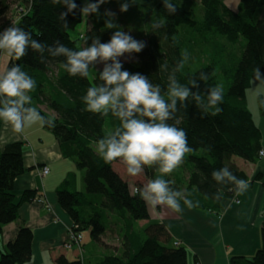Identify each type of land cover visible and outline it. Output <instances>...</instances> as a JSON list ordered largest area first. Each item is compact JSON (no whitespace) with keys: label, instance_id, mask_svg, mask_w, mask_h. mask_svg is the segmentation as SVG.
<instances>
[{"label":"trees","instance_id":"trees-1","mask_svg":"<svg viewBox=\"0 0 264 264\" xmlns=\"http://www.w3.org/2000/svg\"><path fill=\"white\" fill-rule=\"evenodd\" d=\"M144 1L149 7L150 0ZM13 2H18L20 7V11L15 12V25L47 45L59 41L68 48L79 49L96 36L100 37L101 42H107L112 35V31L104 28L102 5L99 10L101 16H88L90 26L79 37H71L70 32L83 20L79 10L83 6L82 0H75L78 8L66 17L67 26L60 17L66 8L61 4L54 5L52 0H0V31L9 26ZM173 2L177 5L175 14L164 10L162 0L152 4L154 11L146 8V13H151L143 15L149 20V28L144 37L136 39L146 46L140 53H132L137 62L121 63L123 70L140 73L153 84H158L162 93L167 90L172 75L178 83L189 87V81L197 79L202 92L218 85L217 69L231 77L224 90L223 102L218 105L222 112L215 116L205 115L189 98L185 102H178L175 119L168 121L186 131L192 151L183 160L188 168L184 187L177 176L173 180L170 175L163 178L170 182L174 190L184 192L193 202V209L218 215L225 201L233 198L236 191L235 185L227 181L217 183L213 180V170L226 166L238 179L246 181L245 173L235 165L233 158L255 162L261 151V132L248 109L246 91L254 78L252 70L259 67L264 73V0H239L236 11L229 8L225 0H200L202 20L194 17L192 0ZM153 24L160 27L154 29ZM205 31L224 37L230 45H236L240 38L244 39V49L234 65L227 66V63L220 62L221 57L231 59L225 52L226 48L220 46L218 52L224 53L219 57L207 48L201 50V56L195 61L200 66L192 70L189 52L195 50L189 38H181V32L205 35ZM185 53L188 59L182 68H178ZM62 60L63 57H48L47 53L42 60L39 53L29 49L19 60L10 58L4 70L19 64L35 79L37 87L30 93L32 106L43 117L52 120L54 125H44L43 128L58 142L62 156L73 160L76 168L84 173V190L77 189L74 172L68 173L56 189L58 204L70 218L72 229L81 234L90 229L91 239L96 243H101L107 234L112 233L117 237L119 245L115 252L104 256L98 264H187L186 249L172 245L165 226L150 222L146 203L138 194H130V186H142L125 181L113 170L114 163L123 162L115 160L105 163L96 154L95 142L109 133L105 129L106 123L110 131L119 123L111 115L103 116L84 110L82 97L90 86L100 82L96 70L92 72V78L73 77L60 66ZM201 73H206L209 78L199 81ZM257 100L264 115V93L258 95ZM1 126L2 121L0 130ZM26 171L22 143L5 145L0 150V230L18 219V209L23 202L36 197L35 191H25L15 201L12 193L14 180ZM142 173L147 180L159 175L155 167H146ZM180 203L184 205L183 200ZM145 220L149 221L147 225L140 227L138 223ZM32 239L31 229L25 225L19 226L15 238L0 253V264L30 262ZM229 263L264 264V226L261 229V247L255 254L250 258L232 256ZM55 264L83 263L81 259L69 260L60 255L55 259Z\"/></svg>","mask_w":264,"mask_h":264},{"label":"clouds","instance_id":"clouds-1","mask_svg":"<svg viewBox=\"0 0 264 264\" xmlns=\"http://www.w3.org/2000/svg\"><path fill=\"white\" fill-rule=\"evenodd\" d=\"M108 2L109 0H84L83 6L79 8L80 14L99 17L101 6ZM52 3L66 8L65 12L60 13V17L67 26L66 17L78 8L75 0H52ZM162 4L169 14L177 11L173 0H162ZM130 6L131 0H124L119 11L127 12ZM102 18L104 28L112 31L110 39L101 42L100 37L96 36L79 49L68 48L59 41L54 45H47L34 39L23 28L10 24L0 31V54L19 60L31 49L39 53L42 60L45 53L51 58L63 57L60 66L73 77H87L90 70L95 69L100 82L90 86L82 97L84 110L103 116L111 115L119 121L109 133L95 142L96 154L105 163L122 161L130 177L140 175L146 167H155L159 175L148 179L142 187L130 186V194H138L150 212L154 213L157 206H166L180 213L183 211L181 200L185 206L192 208L193 202L184 192L174 190L170 187V182L163 178L177 169L183 163L185 155L192 151L186 131L168 121L175 119L178 102H185L189 98L205 115L219 114L222 108L218 105L224 99L223 87L216 85L202 92L197 79L189 81V87L178 83L172 75L169 77L167 90L162 93L161 87L153 84L148 77L123 70L120 58L125 54L140 53L146 46L145 43L134 39L130 32H125L115 22L116 14L111 10L106 9ZM152 27L155 29L160 25L153 24ZM187 59L185 53L178 68H182ZM98 64L103 67L97 69ZM252 71L256 80L264 81V73L259 67ZM208 78L206 73H201L199 81ZM36 87L35 79L19 64L0 71V121L10 125L17 133L36 124L41 127L54 126L52 120L43 117L32 106L30 93ZM211 175L217 183L227 181L235 185L237 195L248 187L246 181L238 179L226 166L213 170Z\"/></svg>","mask_w":264,"mask_h":264},{"label":"crops","instance_id":"crops-1","mask_svg":"<svg viewBox=\"0 0 264 264\" xmlns=\"http://www.w3.org/2000/svg\"><path fill=\"white\" fill-rule=\"evenodd\" d=\"M229 2L230 0H225L224 3L228 6ZM238 4L239 1L237 7ZM15 6H17L15 12L20 11L18 2ZM87 22L90 24L89 18ZM79 34L82 35L75 33V36ZM8 59L7 56L4 68ZM257 126L262 137V152L264 115ZM13 142L22 143L23 164L27 169L14 180L12 193L15 201H18L25 191H35L36 197L23 202L18 209V219L4 225L0 230V253L5 250L7 243L15 238L19 226L25 225L33 233L31 260L26 264H55V259L60 255L66 256L69 260H83V255L80 256L76 249L63 248L72 222L58 204L56 196V189L67 174L74 172L77 177L80 170L76 168L73 160L62 156L58 142L39 124L17 133L10 125L2 122L0 150ZM233 161L245 173L248 187L239 195L235 192L233 198L226 200L218 215L188 208L183 204H181L183 211L180 213L166 206H157L154 213L150 212V221L165 226L170 243L173 245L179 242L180 246L186 249L187 264H230L232 256L250 258L261 247V229L264 226V153L255 162H247L241 158H233ZM45 166L49 168V173L41 176L40 169ZM112 167L121 178L124 177L122 163H114ZM258 175L259 178H256ZM123 179L131 183L127 177ZM148 222L145 220L138 224L144 228ZM118 245L106 242L102 238L97 247L100 249L96 264L104 256L114 253Z\"/></svg>","mask_w":264,"mask_h":264},{"label":"rangeland","instance_id":"rangeland-1","mask_svg":"<svg viewBox=\"0 0 264 264\" xmlns=\"http://www.w3.org/2000/svg\"><path fill=\"white\" fill-rule=\"evenodd\" d=\"M157 0H150L149 7L146 6V1L144 0H131L132 6L129 7L127 12H120V6L121 3L124 2V0H109L108 3L104 4L102 6L103 11L105 12L106 9L111 10L116 14V22L124 29L125 32H130V34L133 36L134 39L142 38L145 36V33L147 32L149 28V20L144 18V14H151V13H146L147 7L150 8L151 11H154V3ZM181 2V0H179ZM239 0H230L228 7L231 9L237 10V3ZM84 4V0H82ZM135 2L136 4H134ZM17 3L13 2V5L11 6V11L9 13L11 21L9 22L10 24H16V20H14L15 17V11L17 9ZM190 5V4H189ZM191 8L193 9V15L196 19L202 20L203 18V13H202V7L200 4V0H192V6ZM264 12V11H263ZM264 15V13H263ZM146 19V20H145ZM88 16H83V20L81 24H79L75 30L70 32V35L72 38H77L80 36H75V33H84L85 28L89 26L88 24ZM199 29H203L201 26H198ZM205 35H200V34H192V35H186V33L181 32V38L184 40H187V38L190 39L189 43L194 47V52L191 53L189 52V55L191 57V62L190 64L192 65V70L197 69L200 65H198L195 61L201 54L199 53L201 50H204V48H207L210 52L213 54H217V57L219 55L223 54L224 52L219 50L220 46H223V48H226L225 52L230 55V58H222L220 62L227 63V66H230L231 64L234 65V62L236 59H238L244 49L245 46V41L243 38H240L238 43L236 45H230L226 39L220 35L213 34L211 32L205 31ZM188 48V47H187ZM191 53V54H190ZM226 54V55H227ZM6 55L0 54V71H4V63L7 60ZM203 59V55L201 57ZM234 58V59H233ZM10 59V58H9ZM8 59V61H9ZM122 63H135L137 62V59L132 55V54H125L123 57L120 58ZM204 60H202V63H204ZM233 60V62H231ZM231 62V63H230ZM232 65V66H233ZM97 69L102 68V65H97ZM95 71V69H91L89 72L88 77L92 78V72ZM216 78L218 80V85H221L223 87V90H225L230 83L231 77L227 76V74L223 73L220 69H217L215 71ZM264 93V84L263 81H258L255 78L251 80V86L250 88L246 91V99H247V106L249 111L254 117L255 124L258 125L260 118H262V111L260 110L259 104H258V95H261ZM34 105V104H33ZM45 110V108H42ZM264 109V107H263ZM50 113V112H49ZM105 129L107 132H110V129L108 127V124L106 123ZM94 149L96 150V146H94ZM123 164V163H122ZM122 168V167H121ZM123 171L125 172L124 177H127V180L131 181V183L138 184L143 186L146 182L147 179L143 176V173L136 177H130L127 172H126V166L123 164ZM83 171H78L77 172V182H78V190H84V185H83ZM172 180L177 176L181 179L182 181V186L186 184V180L188 177V168L185 165L184 161L183 163L175 169L172 173L169 174ZM123 177V178H124ZM82 186V187H81ZM150 222H155V221H150ZM82 247H84L82 251L83 255V264H96L99 260L98 256V251L100 248L98 246V243L94 242L91 239L90 236V229H86L82 232ZM106 242L112 243V244H118V239L114 234H107L103 237ZM114 247V246H112Z\"/></svg>","mask_w":264,"mask_h":264},{"label":"built area","instance_id":"built-area-1","mask_svg":"<svg viewBox=\"0 0 264 264\" xmlns=\"http://www.w3.org/2000/svg\"><path fill=\"white\" fill-rule=\"evenodd\" d=\"M263 153L260 151L259 152V156H262ZM49 173V168L48 167H42L40 169V175L41 176H45ZM40 198V197H39ZM38 198V199H39ZM40 201V200H39ZM238 202V201H237ZM47 208L50 210V207L47 205ZM73 227V226H72ZM72 227L69 229L68 233H67V238L63 244V248L65 250H72V249H76L79 253L80 256H82V234L78 231H74L72 229ZM179 242H175L174 246H179Z\"/></svg>","mask_w":264,"mask_h":264}]
</instances>
